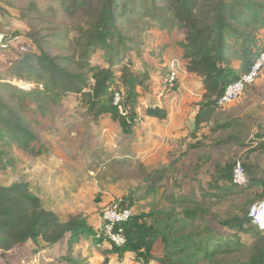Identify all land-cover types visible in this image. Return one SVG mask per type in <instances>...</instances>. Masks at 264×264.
<instances>
[{
  "label": "trees",
  "instance_id": "obj_1",
  "mask_svg": "<svg viewBox=\"0 0 264 264\" xmlns=\"http://www.w3.org/2000/svg\"><path fill=\"white\" fill-rule=\"evenodd\" d=\"M82 14L85 25L78 28L74 53L52 55L36 34L27 40V53L9 55L8 77L15 83H26L33 89L18 90L0 78V146L18 153L39 154L43 149L40 138L26 124L25 109L56 107L68 97H74L85 118L97 123L107 116L122 134L130 136L138 121V87L149 79L133 62L122 65V50H128L124 23L141 9L152 20L169 22L170 28L183 32L178 43L182 49L184 69L198 77L203 95L194 120L195 130L207 123L215 112L216 99L227 85L246 73L263 48L257 33H264V0H72ZM4 43V42H3ZM102 51L104 64L91 63V56ZM239 61L234 67L233 61ZM120 66L118 71L115 67ZM5 91L13 92L5 97ZM121 96V109L113 104V94ZM30 105L24 108L23 101ZM148 117L165 120L167 112L160 107H147ZM259 137V136H258ZM262 138V137H260ZM34 143L39 149L35 150ZM194 148V147H193ZM0 149V171H12L18 164ZM233 165L217 170L213 184L227 183L232 188ZM245 172L250 169L243 164ZM22 172V170H19ZM247 174V173H245ZM264 187L261 179H250L249 185ZM216 184V185H215ZM204 197L220 198L210 194ZM260 198H264V192ZM97 206L102 202L95 200ZM252 201L240 212L226 218L211 215L203 202L183 199L167 212L132 214L119 228L124 238L122 246L110 243L109 254L120 260L133 258L137 264H195L198 259L207 264H264V233L248 217ZM121 208H131L130 202H120ZM118 229V228H117ZM245 234L252 243L240 239ZM92 237L94 244L106 240L103 230H95L83 214L61 219L45 209L40 198L25 182L0 186V257L12 249L30 243L33 255L65 241L68 252L82 240ZM109 242V241H107ZM69 264H81L66 258Z\"/></svg>",
  "mask_w": 264,
  "mask_h": 264
},
{
  "label": "rangeland",
  "instance_id": "obj_2",
  "mask_svg": "<svg viewBox=\"0 0 264 264\" xmlns=\"http://www.w3.org/2000/svg\"><path fill=\"white\" fill-rule=\"evenodd\" d=\"M89 6L90 4L84 5L78 9V5H73L72 0H0V40L6 45L4 49L1 47L3 43L0 44V78H3L1 82L22 91L33 89V86L29 84L15 83L8 77L9 55H13V52L27 53L26 48L30 43L27 36L30 34H36L35 36L41 39V45L52 55L66 56L74 53L72 48L75 47L78 28L85 25L86 18L82 15L83 9ZM141 12L139 8L137 13L130 15L123 25L131 41L126 42L129 49L121 51V63L124 65L131 61L140 72H146L148 75L154 72L156 77L164 78L168 71L161 66L163 57L169 47H172V43L173 47L180 48L178 43L183 39V32L170 28L169 22L152 20L150 15H142ZM257 37L259 44L264 46V33L259 31ZM104 60L102 51H97L91 56L92 64L102 66ZM232 65L238 67L239 61H233ZM119 69L120 66H117L114 70ZM148 82H150V77L143 87H150L151 84ZM160 84L154 85L153 89L159 88ZM190 86L192 91L188 93L186 90L190 96L189 99L192 97L200 102L202 98L200 96L203 95L200 79L195 78L193 83L186 87ZM174 90L175 92L178 90L177 83ZM13 94V92L5 91L7 98ZM198 104V102L191 103L195 112ZM29 105L30 101L25 99L22 106L27 108ZM75 107H78L76 100L70 96L64 99L60 106L44 107L42 110L33 107L21 113L25 116L27 127L40 138L43 149L36 155H22L21 152L15 151L16 147L13 148L14 151H10L9 147L0 146L2 151L9 154L3 159L4 162L13 158L19 166L17 169L15 165L9 172L0 171V186L25 182L31 185L30 189L34 192V188L37 190L44 181L49 182L51 187L61 183L63 191L72 189L77 197L71 202H65L64 204L68 206L60 211L58 216L66 219L77 213L83 214L95 230L100 228V214L103 208L114 202H130V209L134 214L140 211L167 212L175 207L176 201L188 199L203 202L211 215L220 218L231 217L239 213L249 201H252V205L264 202V198H260L264 187L258 185L259 183L249 185V180L253 178L264 181V69L255 83L248 87L237 100L225 108L215 109L209 121L202 125L205 127H200L202 132L199 136L201 140L197 143L199 145L193 148L196 150H192L193 153L185 161L188 164L189 160L196 158L195 155H197L201 165L207 166L212 171L223 168L226 164L234 166L238 161L250 169V173L245 172L247 173V184L244 187H237L231 183L232 188L228 192L224 191L227 190L224 188L231 186L223 181L220 182L215 190L221 195L220 198L204 197L207 194L214 196L216 193L212 192L214 185L212 184L213 188L209 187V184L204 185L203 181L207 178L194 179L192 176L194 170L191 169V165L187 166L188 169L183 172L182 178H179L180 174H178L180 169L173 168L170 181L161 185L164 192L155 189L154 193L149 177H142L135 170H130L134 163L132 160L126 162V165L122 162H111L106 165L105 161L98 164L93 161L90 163L86 161V155L89 153L93 156V154L88 149L82 151L84 147L81 149V144L74 142L75 135L64 142L65 150L61 144L62 139L56 138L71 133L72 130H69L67 125L73 124L74 120L69 119V116L73 112L72 108ZM60 145L63 147L62 156L66 158L67 164L64 166L62 177L58 175L54 167L57 161L54 150L60 148ZM33 146L35 150L39 149L38 143H34ZM75 151L80 152L73 155ZM39 161L52 163L53 172L45 166L35 165ZM192 163L193 159H191ZM35 166L36 169L33 170ZM86 167L97 168L94 172H88V177H83L82 172ZM30 170L33 171L29 173ZM201 171L198 170L199 173ZM25 173L29 182L23 178ZM50 195L53 196V193L46 194L45 200H51ZM97 198L102 200L99 206L95 201ZM54 204L48 202V206ZM240 239L246 245L252 243L248 235L241 234ZM110 246L107 240H103L101 244H94L91 237L74 245L68 252L64 241L47 248V251L37 259L33 258L34 247L32 245L28 248L21 246L12 249L10 254L0 257V264H69L66 261L68 256L71 260H76L81 264H122L123 261L125 264H137L133 258L120 260L115 255L106 253L110 250ZM195 264H207V262L198 259Z\"/></svg>",
  "mask_w": 264,
  "mask_h": 264
},
{
  "label": "crops",
  "instance_id": "obj_3",
  "mask_svg": "<svg viewBox=\"0 0 264 264\" xmlns=\"http://www.w3.org/2000/svg\"><path fill=\"white\" fill-rule=\"evenodd\" d=\"M180 41L182 40H179V42ZM170 53L173 54L171 55ZM172 62L178 66V80L176 82L178 84L177 92H175L174 89H166V76L164 78L156 77L157 75H155L154 72L150 73V82L148 83L151 84V86L148 88H137L139 97L138 107H136L135 111L138 116V121L130 136L122 134L118 126L111 122L107 116H103L97 123H91L85 118L83 109L75 107L72 108V116L71 114V117L69 116V119L72 118V120H74L73 124L67 125L68 129L72 130L71 133H66V136H60V138L56 139H62L61 144L66 150L64 142L67 141V138L70 139L71 136L75 135L74 142L80 143L81 149L84 147L82 151L84 152L88 149V151L93 154V156L89 155V153L86 155V161L90 163L93 161L95 164H98L101 161H105L106 165H109L111 162H122V164L124 163V165H126V162L132 160L134 163L130 170H135L142 177H149L152 185L151 189L154 193L155 189L159 192H164V188H162L161 185L170 181L173 168L180 169L178 174H180L179 178H182L184 176L183 172H186L188 169V165H191V169L194 170L192 174L194 179L202 177L204 180V178H207V182L205 180L203 181V183H205L204 185L209 184V187L213 188L212 184L217 177V170L213 169L212 171L209 170L207 166L201 165L198 158L199 156L197 155H195L196 158H191L193 159L192 164L191 159L188 164L185 162L187 157L193 153L192 150H196L193 149V147H197L199 145L197 144L198 141L201 140L199 136L202 130L200 129L194 133L195 129L192 130L191 128L192 122L195 120L194 117H196L195 115L198 113V109L195 112L191 103H199V100L195 98L192 99V97L189 99L190 96L186 92V90L188 93L192 91L191 86H186L189 84L191 85L193 80L197 77L185 72L182 49L173 47V43L172 47H169L165 53L161 66H164L168 71L169 65ZM159 83L162 85L160 84L159 88L153 89V86L159 85ZM142 107L163 108L167 112L166 119L159 120L157 118L148 117L144 114V110L141 109ZM202 127L204 128L205 126ZM59 147L60 148L55 147L56 150H54V155L56 154L57 160L54 163V167L58 171V175L62 177L64 174L63 171L65 170L64 166L67 164L66 158L62 156L63 147L61 145ZM79 152L75 151L73 155H77ZM59 156H61V158ZM85 163L87 164V162ZM35 165L45 166L53 172V168L51 167L52 163L39 161L38 164L35 163ZM96 168L97 167H86L85 171L83 170L82 172V176L88 177V172H94ZM34 169H36V166L33 170ZM220 169L221 168H219V170ZM33 170H30L29 173ZM198 170L202 171L199 173ZM26 173L22 176L25 178L26 182H29L30 180L29 178L27 179ZM175 176H177V174H175ZM62 189L61 183L51 187L49 182L44 181L37 190L34 188V193L40 198L44 208L58 215L60 211L67 208L68 205H65V202H71L72 199H76L77 197L74 190L65 188L67 191H63ZM213 189L212 192H216L217 186H214ZM51 193H53V196L50 195L51 200H45L46 194ZM204 194L206 193L204 192ZM49 201L55 204L53 206H48ZM25 246L28 248L31 244L27 243ZM46 251L47 250L40 251L36 255H33V258L37 259ZM126 259L129 260V258ZM122 264H125V262L123 261Z\"/></svg>",
  "mask_w": 264,
  "mask_h": 264
},
{
  "label": "built area",
  "instance_id": "obj_4",
  "mask_svg": "<svg viewBox=\"0 0 264 264\" xmlns=\"http://www.w3.org/2000/svg\"><path fill=\"white\" fill-rule=\"evenodd\" d=\"M1 43L3 42L0 40V44ZM1 47L5 49L6 45L3 43ZM263 69L264 46L248 71L242 74L236 81L225 87L221 95L216 99L217 108H225L237 100L248 87L255 83ZM177 75L178 66L172 62L169 65L168 74L165 79V85L167 86L166 89H174L178 80ZM120 103V94L118 92H114L113 104L118 107V110L122 113V115H125V113L122 112ZM232 183L237 187H244L247 184L246 174L240 161L234 164L232 170ZM132 214V209L121 208L120 202L108 204L103 208L100 214V228L103 230V235L109 243L116 246H122L124 244V238L119 226L122 223L128 222L132 217ZM248 217L251 219L252 224L255 225L259 231L264 233V202L261 204L254 203L249 209Z\"/></svg>",
  "mask_w": 264,
  "mask_h": 264
},
{
  "label": "water",
  "instance_id": "obj_5",
  "mask_svg": "<svg viewBox=\"0 0 264 264\" xmlns=\"http://www.w3.org/2000/svg\"><path fill=\"white\" fill-rule=\"evenodd\" d=\"M196 115H197V114H196ZM196 115H195V116H196ZM194 118H196V117H194ZM191 128H192V130L195 129V122H194V121L192 122Z\"/></svg>",
  "mask_w": 264,
  "mask_h": 264
}]
</instances>
